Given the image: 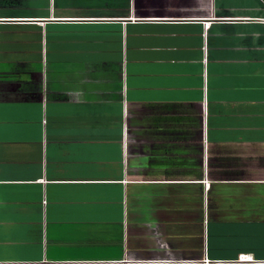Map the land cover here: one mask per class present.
<instances>
[{
	"label": "crops",
	"instance_id": "1",
	"mask_svg": "<svg viewBox=\"0 0 264 264\" xmlns=\"http://www.w3.org/2000/svg\"><path fill=\"white\" fill-rule=\"evenodd\" d=\"M0 264H264V0H0Z\"/></svg>",
	"mask_w": 264,
	"mask_h": 264
},
{
	"label": "built area",
	"instance_id": "2",
	"mask_svg": "<svg viewBox=\"0 0 264 264\" xmlns=\"http://www.w3.org/2000/svg\"><path fill=\"white\" fill-rule=\"evenodd\" d=\"M208 26V23H205V27ZM240 259H243V260H250L251 259V256L249 255H241L240 256Z\"/></svg>",
	"mask_w": 264,
	"mask_h": 264
}]
</instances>
